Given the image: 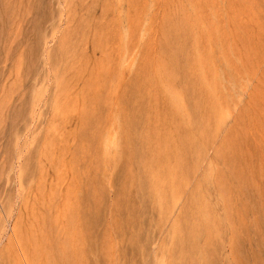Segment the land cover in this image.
I'll return each instance as SVG.
<instances>
[{"label": "rangeland", "instance_id": "1", "mask_svg": "<svg viewBox=\"0 0 264 264\" xmlns=\"http://www.w3.org/2000/svg\"><path fill=\"white\" fill-rule=\"evenodd\" d=\"M0 264H264V0H0Z\"/></svg>", "mask_w": 264, "mask_h": 264}]
</instances>
